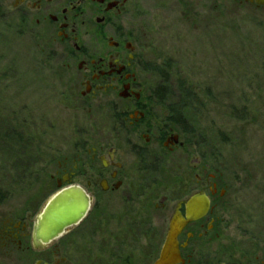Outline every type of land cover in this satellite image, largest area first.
Returning <instances> with one entry per match:
<instances>
[{"label":"rangeland","instance_id":"obj_1","mask_svg":"<svg viewBox=\"0 0 264 264\" xmlns=\"http://www.w3.org/2000/svg\"><path fill=\"white\" fill-rule=\"evenodd\" d=\"M15 2L0 0V134L6 129L21 132L22 142L14 144L11 139L9 146L0 145V191L9 190L0 200V225L24 218L31 224L57 192L60 164L71 167L77 158L72 183L85 188L90 145H115L116 160L131 161L125 139L131 137L120 128L118 109L111 106L113 97L100 95L84 104L76 64L61 61L63 46H48L43 37L23 29ZM163 3H154L163 12L155 14V29L142 41L146 57L155 69L167 66L166 85L174 96L170 102L179 95V85L195 98L179 109L185 126L170 124L165 108L155 103L154 126L179 129L184 147L161 159L160 176L141 174L137 179L143 189L154 179L149 190L158 193L178 187L179 178L192 176L200 167L215 173L227 189L226 234L236 248H247L252 259L260 260L264 257V11L237 7L231 0ZM48 48L58 51L54 60L47 58ZM158 81L154 74L145 75L150 90ZM135 184L126 189L134 190ZM124 189L108 193L86 189L93 198L91 213L54 242L72 243V264H105L116 255L114 241L107 236L118 226L121 202L127 196ZM152 201L158 204L157 199ZM98 209L106 228L100 229V217L92 215ZM22 255L8 253L0 241V264H35L39 259ZM61 257L66 258L65 253ZM242 257L236 251L234 262Z\"/></svg>","mask_w":264,"mask_h":264},{"label":"flooded vegetation","instance_id":"obj_2","mask_svg":"<svg viewBox=\"0 0 264 264\" xmlns=\"http://www.w3.org/2000/svg\"><path fill=\"white\" fill-rule=\"evenodd\" d=\"M163 2L166 0H16L14 9L20 12L25 31L37 33L36 37H43L48 46H63L61 61L65 65L76 64L83 90L79 91V99L84 104L93 103L100 95L113 97L111 106L118 109L120 128L131 137L125 138L131 155L129 163L122 158L116 160L119 149L115 145H90L86 153L88 165L84 173L88 179L82 188L91 199L86 189L118 192L136 182L134 190L126 189V199L121 202L124 207L131 204V208H121L115 233H108L116 246V255L109 256L105 264H264V257L252 259L247 248H236L235 241L226 234L223 214L229 209L227 189L215 173L200 167L192 176L189 173L179 178L177 189L158 193L156 189L149 190L155 184L154 179L150 178L151 184L146 189L141 188L142 181L137 179L141 174L160 176L159 168L164 163L161 159L184 147L179 129H165L161 123L154 126L156 102L145 82V75L153 74L155 63L147 59L142 41L155 29V14L162 11L154 3L160 6ZM231 2L237 7L247 5L264 11V6L253 0ZM48 49L47 58L54 60L58 51ZM118 133L120 138L122 134ZM76 160L71 167L59 165L57 174L61 176L55 179L56 188L58 183L61 188L74 185ZM139 189L143 191L137 192ZM193 196L207 198L208 205L203 208V204H183ZM92 215L100 217L97 222L100 229L108 227L100 209ZM34 219L30 225L25 218L22 222L7 220L0 225V241L8 253L38 256L35 264H72V243L58 241L54 245V242L85 219L42 247L33 241ZM173 220L176 230L169 240V255L163 259ZM236 251L243 257L245 254L244 259L234 262ZM63 253L66 258H58Z\"/></svg>","mask_w":264,"mask_h":264},{"label":"water","instance_id":"obj_3","mask_svg":"<svg viewBox=\"0 0 264 264\" xmlns=\"http://www.w3.org/2000/svg\"><path fill=\"white\" fill-rule=\"evenodd\" d=\"M253 1L258 6H264V0ZM57 188L59 190L45 202L33 221V241L37 247L48 245L67 233L70 228L80 224L90 210L92 199L82 187L68 185L61 188V184L58 183ZM183 204L190 206L203 204L202 207L204 208L208 205V200L205 197L193 196ZM175 230L176 225L175 220H173L167 243L162 252L161 258L163 259L169 255L171 247L169 240Z\"/></svg>","mask_w":264,"mask_h":264},{"label":"trees","instance_id":"obj_4","mask_svg":"<svg viewBox=\"0 0 264 264\" xmlns=\"http://www.w3.org/2000/svg\"><path fill=\"white\" fill-rule=\"evenodd\" d=\"M1 11V9H0ZM164 69V70H163ZM168 68L167 66H162L161 68H154L152 73L157 77L159 80L157 84L151 89L153 91L152 99H154L155 102L158 104H162L163 108H165V111L167 112L168 118L173 123H180L181 126H185V121L181 118L182 114L180 113L181 108L187 107L189 102L193 101L195 98V94L191 91H188V89H185L182 86H178V92L179 95L175 97V100L173 102L171 101V98H173V94L171 93V86H167V72ZM167 100H169V103L167 104ZM13 140L12 142L18 143L22 142V133L17 132L12 129H6L4 132L0 134V145H6L9 146L7 140ZM1 189V188H0ZM9 190H6L7 192ZM2 193L0 191V200L5 198L6 193Z\"/></svg>","mask_w":264,"mask_h":264}]
</instances>
